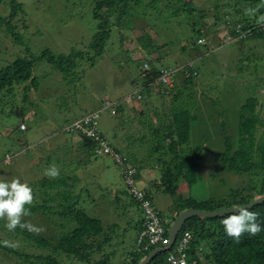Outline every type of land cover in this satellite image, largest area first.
I'll return each instance as SVG.
<instances>
[{
	"label": "rangeland",
	"instance_id": "1",
	"mask_svg": "<svg viewBox=\"0 0 264 264\" xmlns=\"http://www.w3.org/2000/svg\"><path fill=\"white\" fill-rule=\"evenodd\" d=\"M16 1L23 4L25 15L18 14L12 25H15V32L20 36L21 43L26 44L32 54L40 55L47 50L54 56L82 53L85 57L81 61L83 64L77 69L81 73H77L76 80L72 82V77L64 76L46 61H38L33 69L36 88L28 87L24 90V85L15 86L11 97H1L0 178H18L22 183H27L34 191L33 204H42L41 200L46 198L42 196L44 192L52 194L50 190L40 189L39 186L44 178L53 179L46 177L44 171L55 165L59 175L78 178L79 181L73 184L72 190L74 194L81 192L80 205L90 216L99 218L105 227L113 223L120 224V230L125 227V217L119 219L122 210L113 203L114 193L129 201L121 168L109 157H92L88 166L78 165L87 162L89 154L83 153L76 146L75 140H66L69 136L59 133L58 128L64 120L70 124L82 115L99 113V129L111 144L122 148L143 135L146 140L153 139L150 132L146 131L150 124L155 130L164 129L172 104L171 97H159L155 94L141 103L131 99H138L134 94L142 85L140 86L139 81L132 85V81L140 75L139 66L143 63L147 64L148 69L157 66L169 70L172 76L169 77V85L164 84V87L170 86V81L172 86L173 80V91L182 92L178 100L180 107L189 108L198 115L196 127L191 134L192 145L201 144L212 151L222 150L220 124L224 126L225 135L233 141L236 139V114L241 103L256 94L264 104V82L257 83L258 80H264V68L255 70L251 62L236 64L239 54L259 51L260 46L251 50L248 45H237L230 41L223 43V40H227L224 21L231 17L235 19V12L231 8L221 7L228 0H182L184 4L191 3V14L183 13L184 7L181 9L176 0H142L139 6L131 7L122 18L117 13L107 12L110 37L101 57L92 67L88 66V48L96 32L97 22L91 15V0ZM260 6V3L255 4L252 12L256 14ZM8 12V8L1 3V15L7 17ZM194 28H205L209 33L206 42L210 45V50L201 46L198 48L199 52L189 49L182 51L181 48L193 36ZM24 51L23 45L14 44V39L0 30V67L14 61L16 56L24 57ZM155 61L159 63L156 64ZM236 65L245 70L238 71ZM187 66L198 71V78L189 83H186V79L190 74L196 76L197 71L189 73L185 69ZM23 96L27 97L25 101ZM123 101L127 104L125 113H116L113 104ZM101 102L107 103V107H102ZM109 105L111 109L108 108ZM21 108L33 119L25 120L28 127L25 133L17 129L18 125L24 124L20 121ZM137 110H141L143 114L138 115ZM46 140V144L42 143ZM23 141L30 146L22 152ZM145 144L141 148V156L137 154L139 162H142V155L149 150V143L146 141ZM37 145L40 146L35 148ZM6 153L10 156L8 164L4 163ZM146 159L149 164L147 163L146 169L141 170L140 179L135 184L145 190L154 184L155 172L150 165L153 161ZM127 167L130 166H123V169ZM197 176V182L188 190L185 182L178 183L177 193L197 200L219 197L241 186L248 178L246 175L239 176L225 171L207 153L203 154ZM83 191L88 194L87 202L90 199L94 201H83ZM153 198L164 223L170 224L172 218L168 215L166 205H170L171 201L159 193L153 194ZM46 206L51 204L47 203ZM129 209L136 214L134 207ZM57 211L58 209L53 212ZM1 220L4 223H0V238L6 247L23 256L50 254L35 242L13 234L15 232H8L6 220ZM22 222L42 229L39 233H30L44 238L50 244L64 233L59 228L63 221L48 213L22 217ZM72 227L68 226V230ZM7 234H11L10 237L7 238ZM134 238L132 226L125 234L116 236L109 244L110 247L106 248V251H110L108 263L128 264L126 258L129 257V251L133 250ZM98 257L99 255H93L92 259L96 261L100 259ZM199 258L202 264H207L202 251ZM59 259L66 263L73 261L65 256ZM29 260L33 262L32 258ZM0 264L26 263L12 253L0 250Z\"/></svg>",
	"mask_w": 264,
	"mask_h": 264
},
{
	"label": "trees",
	"instance_id": "2",
	"mask_svg": "<svg viewBox=\"0 0 264 264\" xmlns=\"http://www.w3.org/2000/svg\"><path fill=\"white\" fill-rule=\"evenodd\" d=\"M91 1L93 2L91 15L97 22L96 32L88 48V66L92 67L94 62L101 57L106 41L110 37V21L107 20L106 13H117L118 17L120 16V18H122L130 11L131 7L139 6L142 0ZM176 1L179 6L181 5V9L184 7V9H182L183 13L191 14L193 12L191 3L184 4L182 0ZM1 3L8 8L9 12L7 17H3L0 13V30L5 34H9L14 39V44L23 45L25 55L24 57L16 56L14 61L0 67V105L1 97L8 95L11 97L15 86L24 85V90L28 89V87L36 88L33 69L36 67L38 61H46L53 69L64 76L72 77L70 82L74 81V79L76 80L75 76H78L77 73H81L80 70L77 69L81 67L83 64L81 61L85 58L82 53L54 56L49 51L45 50L40 55L32 54L29 48H27V45L21 43L20 36L15 32V25H12V21L18 14L25 15L23 4L18 3L16 0H0V4ZM258 3H260L261 6L255 14L252 12V7ZM221 7L223 9L229 7L235 12V19L231 17L224 21L227 30L225 34L227 40H223V43L230 41L232 43H237V45L244 44L248 45L251 50H256V47L260 46L259 51L243 52L239 54L236 64L241 65L245 62H251L255 70H257V68H264V21L261 19L264 18V0H228L222 4ZM194 30L195 32L190 40L188 42H186L188 39L185 40L186 44L181 48L182 51L189 49L199 52L198 48L201 46H204L205 50H210V45L206 42L207 35H209L206 29L194 28ZM215 45L218 47L217 42ZM262 53L263 55H261ZM158 63L156 62V64ZM143 64L139 66L140 75L132 81V85L136 84V81L140 82V86L142 85L141 89L134 94L137 95L135 97H138V99L134 97H131V99L136 103H141L144 99L146 100V98H149L151 94H155L159 97H171L172 106L170 108V113L167 115L166 119L168 120L166 121L164 129L155 130L150 124V128L146 132H150L153 139L146 140V137L143 135L137 137L139 138L137 141H132L130 145L121 148L117 144L109 143L102 134L98 125L99 113H96L98 118L96 119L95 128L99 137L102 140H106L116 154L125 158L126 165L130 166L129 168L132 167L135 169L136 173L132 176V183L136 189L144 192L145 199L149 202L150 206L154 208L164 228L168 229L171 222H173L180 213L188 209L199 211L228 209L248 204L263 196L264 104L260 102L257 95L254 94L246 98L240 105L234 125L236 139L232 141L230 137L226 136L223 128L224 126L220 124V136L223 140V148L220 151H212L201 144H191V134L196 127L198 115L189 108L180 107L178 100L181 96V91L174 92V86L167 89L159 81L163 68L154 66L150 69H144ZM237 65L236 69L238 71L245 70L243 67ZM185 69L189 73L196 70L188 66ZM190 76L186 79V83L198 78V71L196 76H192L191 74ZM261 81L264 82V80H258L257 83ZM26 98V96H23V101H25ZM101 105L104 108L107 107V103L104 104L101 102ZM126 106L127 104L124 101L113 104L115 112L117 111L116 113L120 114L125 113ZM108 108L111 109L112 107L109 105ZM20 112V121L22 123H24L25 120H33L32 117H29L30 114L25 112L23 108L20 109ZM137 114L142 115L143 112L137 110ZM88 115H82L70 124L64 120V123L62 122L58 128L59 133L69 136L66 140H75L76 146L79 147L83 153L86 152L89 154L87 162L78 163V165L82 166H88L92 157H109L95 153L94 151L99 145L98 142L87 137L84 133L80 132V130L70 127L76 122L82 121ZM17 129L24 133L28 131V127L25 123L20 126L18 125ZM146 141L149 143V150L142 155V162H139L136 159L137 154L141 156V148L146 145ZM47 142L48 140L42 143L46 144ZM28 146L30 145L26 141H23L21 144L22 150L20 151L23 152L28 149ZM39 146L40 145H37L35 148ZM28 151H30V149ZM204 153L210 155L213 160L218 161L225 171L239 176L246 175L248 177L247 181L241 186L229 190L223 196L204 200H197L190 196L184 197L183 194H178V183L185 182L188 190L197 182V170L203 160ZM9 157V153H6L4 163H9ZM146 158H150L153 161L150 165L154 167L155 171L154 184L147 190L143 188L140 189L135 185L140 179L141 170L146 169V166L149 164ZM114 164L121 168V175L126 190L125 193L129 198L127 202L122 195H118L117 193L113 194V203L117 208L122 210L119 214V219L121 220L125 217L124 228L121 227L120 230V224L118 223H113L109 227H105L99 218L90 216L80 205V203H82L80 201L81 192L74 194L72 190L73 184L79 181L78 178L73 175H59L54 179L49 180L44 178L41 181L39 188L50 190L52 194H46V192H44L42 196L46 198L41 200V205H31L30 215L28 216L35 217L36 215H45L47 213L51 216H56L63 221V224H59V228L63 230L64 233L58 239H53V244H50L44 238L34 236L33 233L26 232L19 227L14 231L15 233L8 231L20 235L22 238L28 239L31 242H35L38 247L47 249L50 254L47 256H23L14 251V249L6 247L4 243H1V238L0 250L12 253L16 257L23 259L26 264H78V262L79 264H109L110 251H106V248L110 247L109 244L114 241L116 236L125 234L126 230L132 226L135 231V238L133 240L135 244L133 250L129 251V257L126 258V260H128V264H139L140 261L153 250V247H148L144 250L143 244L141 246L138 244V236L144 228V214L140 203L128 193V185L124 181L123 167L115 162ZM100 191H102V189ZM85 192L86 191H83V194H85V197L82 198L83 201L88 199V194ZM155 193L162 194L163 197L166 196L171 201L170 205H166L168 208V215L172 218L170 224L164 223L165 221L155 206L153 198V194ZM50 195H53V197H50ZM108 196L105 195V197ZM93 201V199H90L88 202L90 203ZM47 203H50L51 206H46ZM26 207L29 206L26 205ZM129 207H134L136 214L131 212ZM57 209L58 211L54 213L53 211ZM250 210L259 214L258 222L264 223V201L251 207ZM225 217L226 215L221 217H191L183 223L176 235V240L185 232L190 234L189 245L186 249V261L188 264H200L198 255H200L201 251L202 257L207 264H264V231H261L256 236H249L245 233L239 240H236L228 237L224 233L222 221ZM0 223L2 224L4 221L0 219ZM68 226L73 227L68 230ZM115 231L118 233H114ZM10 235L11 234H7L6 237H10ZM175 245L176 242H174L168 250L158 253L148 264H170L166 261V256L174 252ZM201 246L203 249L198 252V248H201ZM93 255H99L98 258L100 259L96 261L93 260ZM62 256L71 258L73 261L68 263L63 262L59 259ZM30 258L33 259L32 263L29 260Z\"/></svg>",
	"mask_w": 264,
	"mask_h": 264
},
{
	"label": "clouds",
	"instance_id": "3",
	"mask_svg": "<svg viewBox=\"0 0 264 264\" xmlns=\"http://www.w3.org/2000/svg\"><path fill=\"white\" fill-rule=\"evenodd\" d=\"M261 19L262 21H264V18ZM144 65L146 67H144ZM143 68L148 69L146 63L143 64ZM164 71L170 73L169 70H162V75ZM160 78L159 81L161 82ZM172 87H173V80H172V86L166 88L170 89ZM59 174H60L59 170L56 168L55 165L45 169L44 171V175L46 177L53 179L58 177ZM33 200H34L33 190L27 183H22L18 178H11V179L0 178V219L6 220L5 227L7 228L8 231L14 232L18 227L20 229H26L29 232H35V233H39L42 230L32 225L31 223L22 222V217H26L30 215V206L33 204ZM26 205L29 207H26ZM228 213L229 214H227L222 221V227L224 233L228 237L239 240L240 237L245 233H247L249 236H256L261 231H264V223L258 222L259 214L251 211L250 208L233 207L228 209ZM168 229L164 228L166 236H168ZM181 236L179 237V239L181 238ZM179 239L176 240V236H175L173 243L169 244L167 248L162 249V248L153 247V250H151L150 252L154 250H160V252L166 251L174 244V242L177 243ZM200 250L201 248L199 247L198 252ZM200 264H202V262H200Z\"/></svg>",
	"mask_w": 264,
	"mask_h": 264
},
{
	"label": "built area",
	"instance_id": "4",
	"mask_svg": "<svg viewBox=\"0 0 264 264\" xmlns=\"http://www.w3.org/2000/svg\"><path fill=\"white\" fill-rule=\"evenodd\" d=\"M144 67H146L144 65ZM170 73L167 71L163 72L160 80L163 85H169V77ZM164 85V86H165ZM171 87V81L170 86ZM97 114H91L86 116L82 121H78L70 127H73L76 130H80V132L84 133L87 137L93 139L98 142V148L94 151L97 154H101L102 156H109L112 161L117 164H120L122 167L126 166L125 158L121 157L119 154H116L108 142L106 140H102L96 131V119ZM124 181L128 185V193L136 199L140 205L144 214V228L140 232L138 236V244L141 246L143 244V249H147L148 247H157L165 249L170 244V239L165 234V230L163 224L155 212L154 208H152L149 202L144 197V192L136 189L134 184L132 183V176L135 174V171L132 168H124ZM190 235L189 233H184L181 238L177 241L175 250L173 253H170L166 256V261L170 264H188L186 261L187 257V247L189 245Z\"/></svg>",
	"mask_w": 264,
	"mask_h": 264
},
{
	"label": "water",
	"instance_id": "5",
	"mask_svg": "<svg viewBox=\"0 0 264 264\" xmlns=\"http://www.w3.org/2000/svg\"><path fill=\"white\" fill-rule=\"evenodd\" d=\"M263 201H264V195L255 199L254 201H252L248 204L236 206V207L251 208L257 204L262 203ZM228 209H221V210H214V211H199V210L188 209V210L183 211L182 213H180L175 218V220L172 222V224L170 225V227L168 229V236L170 239V244L173 243L174 238H175L176 234L178 233L180 227L183 225V223L187 219H189L191 217H221V216H225V215L229 214ZM159 252H160V250H154V251L150 252L146 257H144V259L141 260V262L139 264H148L153 259V257Z\"/></svg>",
	"mask_w": 264,
	"mask_h": 264
}]
</instances>
